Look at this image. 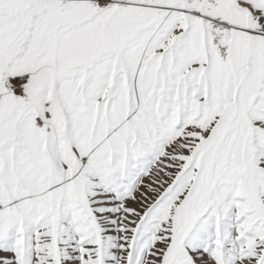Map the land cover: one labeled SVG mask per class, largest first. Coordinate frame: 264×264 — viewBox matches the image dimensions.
I'll return each mask as SVG.
<instances>
[{
    "label": "snow or ice",
    "instance_id": "6c2138e0",
    "mask_svg": "<svg viewBox=\"0 0 264 264\" xmlns=\"http://www.w3.org/2000/svg\"><path fill=\"white\" fill-rule=\"evenodd\" d=\"M0 264H264V0H0Z\"/></svg>",
    "mask_w": 264,
    "mask_h": 264
}]
</instances>
